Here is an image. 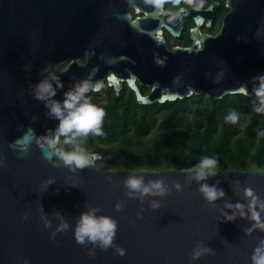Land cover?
I'll use <instances>...</instances> for the list:
<instances>
[{
	"label": "water",
	"instance_id": "95a60500",
	"mask_svg": "<svg viewBox=\"0 0 264 264\" xmlns=\"http://www.w3.org/2000/svg\"><path fill=\"white\" fill-rule=\"evenodd\" d=\"M95 3L0 0V264H253L257 249H264V228L251 217L246 190L257 198L264 223V170L222 169L197 182L191 168L104 170L98 152L86 153L98 157L90 168L56 164L58 144L49 148L47 139L56 138L59 120L35 98V87L55 74L63 87L53 99L61 102L76 85L103 80L116 94L125 82L142 106L193 95L257 99L254 89L264 77V0H226L228 12L204 49L195 39L192 47L167 51L156 35L162 49L157 56L134 46L135 69L121 56L115 72L96 45L111 32L95 17ZM130 181H163L166 191L130 198ZM203 184L223 197L209 202ZM236 205L243 206V215ZM91 212L116 228L108 251L75 238L81 215ZM197 251L201 255L194 259Z\"/></svg>",
	"mask_w": 264,
	"mask_h": 264
},
{
	"label": "trees",
	"instance_id": "16d2710c",
	"mask_svg": "<svg viewBox=\"0 0 264 264\" xmlns=\"http://www.w3.org/2000/svg\"><path fill=\"white\" fill-rule=\"evenodd\" d=\"M103 105V136L83 138L85 150L98 152L102 146L104 170L137 171L192 168L203 157L215 158L217 170H264V113H257L260 98L241 94L222 99L193 95L163 105ZM98 106V95L86 94ZM235 112L238 121L226 122ZM125 127H127L125 129ZM71 135V134H70ZM61 136L57 151H74Z\"/></svg>",
	"mask_w": 264,
	"mask_h": 264
},
{
	"label": "clouds",
	"instance_id": "9594fccd",
	"mask_svg": "<svg viewBox=\"0 0 264 264\" xmlns=\"http://www.w3.org/2000/svg\"><path fill=\"white\" fill-rule=\"evenodd\" d=\"M152 7L156 12H164L165 8L172 7L174 9H181V6L187 3L196 11H200L204 5L201 0L200 3H194V0H150ZM63 71L64 69H60ZM47 71V69H45ZM260 86L256 89L255 95L260 98V107H256L257 113H264V77H260ZM55 82V87L53 83ZM63 85L59 77L51 74L49 78L42 80L35 87V98L43 101L45 107L49 109V115L59 120L57 129V136L55 139L48 138L47 146L55 148L59 143V137H65V144H74L77 137H87L89 134L93 136H103V118L105 111L103 108L98 107L90 102L86 94L91 91H100L102 85H91L90 82L85 81L76 85L73 90L64 94L63 101H56L53 99L57 95L56 88H62ZM238 121V116L235 112L230 113L226 117V122L235 124ZM71 134V135H70ZM23 147V145H21ZM47 156L48 154L45 153ZM57 157L66 166H75L79 169L86 167L90 168L94 161L98 158L95 154L89 156L84 149L75 146L74 151L65 152L57 151ZM50 159L51 157L48 156ZM218 161L215 158L203 157L198 164L188 169L189 173H195L192 177L197 182L205 181L209 176L216 174ZM126 190L131 196H144V195H160L165 194V186L163 181L151 182L149 186H145L143 182L130 181L126 186ZM177 187H179L177 185ZM200 191L205 199L209 202H214L223 197V192H218L216 188L209 187L207 184L201 186ZM246 196L252 197L249 204V211L251 217L257 222V226L264 228V223L260 221L261 212L257 211L258 200L254 197L252 191L246 190ZM231 207V206H229ZM237 209L241 210L243 215V206L236 205ZM261 211H264V204H261ZM229 220L232 217H228ZM66 224H62L61 228H67ZM116 228L115 226L104 217H97L94 212L82 214L78 222L75 238L78 243L83 244L87 239L90 242H96L104 250L108 251L112 248L115 239ZM201 255L200 251L194 253L193 258L198 259ZM120 259H123V254H120ZM253 264H264V249H257L256 254L253 256Z\"/></svg>",
	"mask_w": 264,
	"mask_h": 264
},
{
	"label": "flooded vegetation",
	"instance_id": "af4514ba",
	"mask_svg": "<svg viewBox=\"0 0 264 264\" xmlns=\"http://www.w3.org/2000/svg\"><path fill=\"white\" fill-rule=\"evenodd\" d=\"M200 2L201 0H194V3ZM202 2L204 7L200 11H196L185 3L181 6V9L165 8L164 12L168 14L164 15L155 11L150 0H96L94 15L96 18L101 16L106 23L104 30L111 32V36H103V40L96 44L100 48L98 51L109 58L111 68L115 72L117 70L116 64L121 56L128 57V67L131 70L135 69L134 46L148 47L152 55L157 56L162 49L156 46L154 40L156 35L163 39L164 44L161 48L167 51H171L175 47H192L195 39L201 42V48L204 49L209 37L218 32L228 9L226 0H202ZM214 4L215 6H212L210 10V6ZM125 15H128L127 19L124 18ZM195 18L201 19L199 26H196ZM133 21H136V23L131 25ZM194 28H196V32L192 34L191 30ZM170 30L177 32L178 35L173 36ZM80 61L83 64L85 63V60ZM101 85L100 91L88 92L91 96L98 95V107L103 105H126L132 102L131 90L125 82H121V90L118 94L114 92L112 87L108 86L106 80H103ZM136 85L142 94H148V87L141 85L138 80ZM79 140V142L75 141L74 145L85 150L83 138ZM68 146L71 145L68 144ZM98 148L101 157L97 161V165L106 159L102 146L98 145ZM85 152L95 151L85 150Z\"/></svg>",
	"mask_w": 264,
	"mask_h": 264
},
{
	"label": "rangeland",
	"instance_id": "374dc122",
	"mask_svg": "<svg viewBox=\"0 0 264 264\" xmlns=\"http://www.w3.org/2000/svg\"><path fill=\"white\" fill-rule=\"evenodd\" d=\"M54 154V153H53ZM54 161H55V163L56 164H60V163H62V161H60V160H56V159H54ZM98 166L100 167V164H98ZM101 168V167H100Z\"/></svg>",
	"mask_w": 264,
	"mask_h": 264
}]
</instances>
